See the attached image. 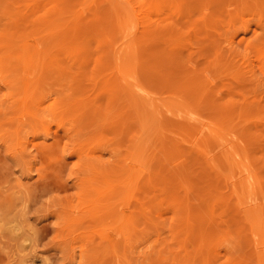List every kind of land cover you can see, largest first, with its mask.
<instances>
[{
	"label": "rangeland",
	"instance_id": "374dc122",
	"mask_svg": "<svg viewBox=\"0 0 264 264\" xmlns=\"http://www.w3.org/2000/svg\"><path fill=\"white\" fill-rule=\"evenodd\" d=\"M0 264H264V0H0Z\"/></svg>",
	"mask_w": 264,
	"mask_h": 264
},
{
	"label": "bare ground",
	"instance_id": "6f19581e",
	"mask_svg": "<svg viewBox=\"0 0 264 264\" xmlns=\"http://www.w3.org/2000/svg\"><path fill=\"white\" fill-rule=\"evenodd\" d=\"M135 8V7H134ZM127 14V13H126ZM95 24V23H94ZM79 27V26H78ZM57 31V30H56ZM56 33V32H55ZM35 59V58H34ZM135 78V77H134ZM134 78H133V80H134ZM138 79V78H137ZM136 82H138V81H136ZM135 82V83H136ZM133 83V82H132ZM139 84V83H138ZM133 86H135V84H128V87H129V90L131 91V89L133 88ZM137 86V85H136ZM141 88V87H140ZM142 89V88H141ZM143 90V89H142ZM136 91V90H135ZM145 91V90H144ZM148 91V90H147ZM138 92V91H137ZM145 93V92H144ZM136 94H138V93H136ZM136 94H134V96L136 97H134L133 95H131V101H132V103H134V105L136 106L137 104H140V106L142 107V110H144L145 108H146V106L148 105V101H149V99H147V98H150L149 96L146 98L145 96H139V95H136ZM146 94H149V93H147L146 92ZM152 98V97H151ZM153 100V99H152ZM150 102H151V100H150ZM137 103V104H136ZM152 103V102H151ZM154 105V104H153ZM152 106V105H151ZM138 107V106H137ZM137 107H135L136 108V110H137ZM151 108V107H150ZM138 109L140 110V107H138ZM141 110V111H142ZM149 112V111H148ZM142 114H144V113H142L141 112V115ZM149 114V113H148ZM139 115V114H138ZM144 116V115H143ZM133 188V187H132ZM143 207V206H142ZM146 211V210H145ZM142 213V212H141Z\"/></svg>",
	"mask_w": 264,
	"mask_h": 264
}]
</instances>
